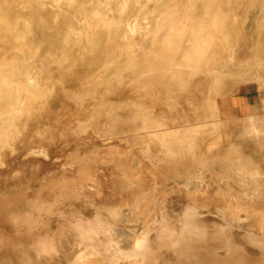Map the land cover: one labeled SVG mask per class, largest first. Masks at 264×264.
Wrapping results in <instances>:
<instances>
[{"label":"bare ground","instance_id":"bare-ground-1","mask_svg":"<svg viewBox=\"0 0 264 264\" xmlns=\"http://www.w3.org/2000/svg\"><path fill=\"white\" fill-rule=\"evenodd\" d=\"M213 16L211 27L188 19L182 66L196 71L229 51L264 80V37L240 43ZM262 29L258 20L253 32ZM35 69L0 65V264H264V148L222 145L216 122L163 124L150 133L182 162L135 166L116 147L81 159L87 137L72 145L60 134V83ZM253 126L245 134L264 142ZM206 133L211 143L196 146Z\"/></svg>","mask_w":264,"mask_h":264},{"label":"rangeland","instance_id":"rangeland-1","mask_svg":"<svg viewBox=\"0 0 264 264\" xmlns=\"http://www.w3.org/2000/svg\"><path fill=\"white\" fill-rule=\"evenodd\" d=\"M222 1L219 6L220 0H0V65L36 68L47 83H60L57 111L65 125L60 134L72 145L87 137L81 159L90 151L103 157L116 147L119 159L135 166L182 162L169 158L151 135L163 124L203 130L216 122L222 145L264 148L245 134L255 123L264 129V80L253 78L256 66L237 64L229 51L196 71L181 64L190 17L197 27H211L217 15L240 43L264 37V29L253 32L264 21V0ZM224 36L217 34L218 41ZM247 74L250 78L242 77ZM52 103L46 100L45 113H54ZM211 141L206 133L196 146Z\"/></svg>","mask_w":264,"mask_h":264}]
</instances>
